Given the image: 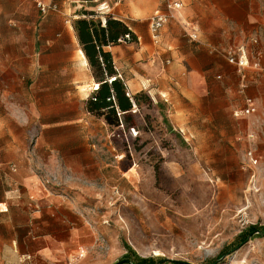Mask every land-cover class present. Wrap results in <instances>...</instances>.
I'll return each instance as SVG.
<instances>
[{"label": "rangeland", "instance_id": "rangeland-1", "mask_svg": "<svg viewBox=\"0 0 264 264\" xmlns=\"http://www.w3.org/2000/svg\"><path fill=\"white\" fill-rule=\"evenodd\" d=\"M42 1L46 12L35 0H0V84L4 73L27 79L28 151L44 156L46 184L67 190L89 216L91 241L70 264H211L234 250L250 225H264V76L258 69L246 70L253 76L247 73L244 90L237 76L225 85L228 92L193 103L178 93L169 49L162 40L154 45L148 33L162 0ZM106 16L136 36L105 48L129 94L151 99L140 97L128 114L134 129L110 126L86 106L91 67L72 23ZM170 21L180 24V18ZM217 81L226 83L222 76ZM246 98L256 110L233 116ZM216 264H264V235H251Z\"/></svg>", "mask_w": 264, "mask_h": 264}, {"label": "crops", "instance_id": "crops-1", "mask_svg": "<svg viewBox=\"0 0 264 264\" xmlns=\"http://www.w3.org/2000/svg\"><path fill=\"white\" fill-rule=\"evenodd\" d=\"M180 1V24L169 21L160 32L159 43L152 42L159 45L162 40L169 49L165 57H171L168 68L179 95L197 103L202 96L228 92L225 85L237 76L240 82V71L228 62V54L243 56L245 78L247 73L253 76L246 71L250 68L264 76V0ZM157 9H164L163 0L154 11ZM191 28L195 29L194 39L188 35ZM148 33L151 39L149 22ZM79 53L86 60L81 49ZM90 75L94 90L97 84ZM2 76L6 82L0 84V264H70L72 254L91 241L89 216L67 190L46 184L44 156L28 151V115L22 98L27 79L16 73ZM221 76L225 84L217 81ZM143 89L153 98L151 88ZM140 90L138 83L134 92ZM245 107L246 102L233 116L247 115Z\"/></svg>", "mask_w": 264, "mask_h": 264}, {"label": "trees", "instance_id": "trees-1", "mask_svg": "<svg viewBox=\"0 0 264 264\" xmlns=\"http://www.w3.org/2000/svg\"><path fill=\"white\" fill-rule=\"evenodd\" d=\"M82 14L93 15V12L83 10ZM72 25L81 50L91 67L92 77L97 84L86 100L87 110L103 117L110 126L122 125L125 128H136L135 121L128 114L132 112L133 106L139 105L140 97L145 98L148 104L151 103V99L145 93L129 94L114 67L111 53L105 50L106 47L118 45L123 41H134L135 34L125 22L111 16H106L103 22L99 19L79 17L73 21ZM255 232H258L256 233L258 235H264V225H250L240 235L241 242ZM227 253L221 254L218 258ZM216 260L211 264H215ZM163 262L164 260L160 261V263ZM170 262L171 264H190L185 261L170 260Z\"/></svg>", "mask_w": 264, "mask_h": 264}, {"label": "built area", "instance_id": "built-area-1", "mask_svg": "<svg viewBox=\"0 0 264 264\" xmlns=\"http://www.w3.org/2000/svg\"><path fill=\"white\" fill-rule=\"evenodd\" d=\"M38 8L41 12H46V10L49 8L45 5V3L42 0H35ZM164 2V9H157L154 11V13L149 18V31L151 34V39L154 44L159 43V37L160 32L162 28L171 20L180 18L179 17V11L182 7V2L180 0H163ZM192 33L188 34L192 39L196 37L195 29L191 28ZM227 60L230 63H233L236 65V67L240 71V89L244 90L246 88V85L244 84L245 76L241 72L242 69L245 66V60L241 54L239 55H233L228 54ZM246 107L244 108L245 114H251L254 112V107L251 105V99L246 98Z\"/></svg>", "mask_w": 264, "mask_h": 264}, {"label": "water", "instance_id": "water-1", "mask_svg": "<svg viewBox=\"0 0 264 264\" xmlns=\"http://www.w3.org/2000/svg\"><path fill=\"white\" fill-rule=\"evenodd\" d=\"M255 233H258V232H255ZM255 233L250 234L247 237V239L245 241L241 242L234 250L238 249L240 246H242L244 243H246L250 239V236L253 235V234H255ZM234 250H232V251H234ZM232 251L228 252L227 254H230ZM225 256H226V254L223 255V256H221L220 258H218L216 260L215 264L218 263V262H220V261H222ZM122 263L132 264V262L129 259H121V260L117 261L114 264H122Z\"/></svg>", "mask_w": 264, "mask_h": 264}, {"label": "bare ground", "instance_id": "bare-ground-1", "mask_svg": "<svg viewBox=\"0 0 264 264\" xmlns=\"http://www.w3.org/2000/svg\"><path fill=\"white\" fill-rule=\"evenodd\" d=\"M82 55H84V54H82Z\"/></svg>", "mask_w": 264, "mask_h": 264}]
</instances>
